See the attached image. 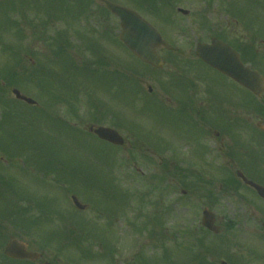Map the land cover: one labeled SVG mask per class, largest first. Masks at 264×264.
I'll use <instances>...</instances> for the list:
<instances>
[{
    "label": "rangeland",
    "instance_id": "374dc122",
    "mask_svg": "<svg viewBox=\"0 0 264 264\" xmlns=\"http://www.w3.org/2000/svg\"><path fill=\"white\" fill-rule=\"evenodd\" d=\"M13 1L0 0V73H2L1 71L8 70L11 73L16 71L18 74L24 75L27 72V82L29 84L22 82L23 84L21 83L16 87L27 95L32 96L39 103V106L37 111L25 106L17 107L13 103V88L7 87L5 97L13 105L14 111L20 117L15 120V124L10 123L5 125L4 129L0 128V138L3 143L16 144V138L19 136L27 145L26 148L30 144L36 150L33 151V156L35 154L36 160L44 155L43 159L50 157L56 161L57 165L60 164L61 160L66 164L64 178L67 176L68 200L65 197V193L60 195V187L49 183L51 182L50 180L47 183L42 182L37 177L35 179L34 196L36 198L33 196L35 209L38 210L40 208L37 207L40 204L37 201L38 199L44 204L41 203V206H45L44 214H39L37 216L38 219L36 220V216L34 219L40 236H49L55 233L49 226L50 221L55 218L51 211L60 208L66 209L67 218H70L74 214L72 210L74 206L71 201L72 195L77 196L80 202L88 205L90 209H94V201L97 202L99 207L117 209L124 207L123 205L128 194L130 199L125 202V206L126 204L128 206L132 204L130 205L132 206V210L129 213L130 220H135L132 212L135 210L141 213L143 223L151 225L155 221L153 227L154 229L156 228V231L158 229L160 231L158 224H156L157 217H159L169 230L168 240L172 241L175 240V229L178 222L179 227L184 228L185 232L191 226H200L203 200H199V196L190 193H187V196L183 197L180 188L175 193V186L182 187L179 183L175 182V156L187 149V145L179 143L177 140L175 115L159 118L151 112L144 114L142 111L143 90L140 89L137 96L135 84L132 83L131 85L129 80L126 82L120 81V84H124L125 82L124 86L127 89L129 88L130 92H126L125 89L113 91L100 83L91 82V80L87 81L79 75L71 74L67 79V83L72 88L80 89L78 95L79 101L78 98H75L73 102L63 105L57 102L53 103L51 108L54 113H59L62 121L67 123L65 128H62L63 125L59 121L45 120L38 116V114H41L42 109L45 108L50 94L57 95L63 93L64 96H67L68 100L70 97L75 96V91L73 92L70 86H65L63 91L62 87L64 84L60 87L57 82H54V80H58V75L62 74L64 67L58 55L54 57V49L58 47V43L56 42L58 39H55L57 38V34L60 32L65 34L67 33L66 31L73 32L76 28L77 19H114L112 21L115 27L114 38L111 40L107 39V37L101 39L103 36L95 34L93 40L96 46L106 48L107 53L110 52L109 59L111 60V64L108 67L109 72L118 73L119 67L117 68L115 65L126 63L128 67H124L122 64V70L125 68L133 70L132 76L135 75V72L136 74L140 73L137 77L138 81L146 85H152L155 87V90L157 89V93L161 87L164 88L168 84H174L172 76H165L164 79L159 80L167 72V67L158 71V73L151 74L147 71L148 69L135 61L132 56V61L127 58L129 56L128 53L122 44L115 39V37L118 38L121 31L118 20L109 17L104 6L98 1L89 2L91 4L87 6V14L90 15V18H86V14L83 16L84 12H86V7L82 5L81 0ZM109 1L134 10L157 30L162 31L165 35L170 34L171 28L168 21L169 19H175V15L170 9L173 4L172 2H175V0H153L152 3H145L147 0ZM202 1L198 0L196 2ZM262 5L251 6L255 7L257 13L264 18V7ZM243 6V12L245 11L246 17L255 15H252L253 12L248 10L249 4L245 2ZM196 8L200 9L198 6ZM247 11L251 14L247 15ZM219 12H221V7ZM92 24L95 25V23ZM62 28L66 29L62 30ZM95 30L99 32L101 28ZM50 37H54V39H50ZM67 38L71 43L79 44L75 36L72 39L71 35L68 36L67 34ZM80 42L85 48V41L82 40ZM26 50H32L41 62L36 60L37 62L33 67L26 64L24 68L18 67L21 63H19V60H23L24 58L27 60L28 58ZM87 55L90 59L96 58L90 52H87ZM76 58L78 60L77 65H80L78 55ZM42 62L43 65L41 66L39 63ZM45 65L46 70L50 71L49 74L43 71ZM42 73L48 76L49 79L42 75L38 76ZM128 75H130V71H128ZM1 79L2 77L0 76ZM212 79H218L214 73H212ZM120 84L114 87H120ZM144 90L148 94L147 89ZM165 91L167 94L165 100V105L168 106L167 111H172L175 108V102L172 100L175 88H167ZM91 97L94 98L91 99ZM139 98H142V100H139ZM96 105L101 110L99 114H97ZM2 106L3 104L0 103V121L4 119L5 108ZM154 106L159 107L155 104ZM154 109L156 108L153 107L152 110ZM102 114L105 115L103 118L104 125L115 128L125 137L127 141L126 147L110 148L86 133L95 124L96 120L94 119L102 117ZM75 122L78 123V127L75 126ZM20 126H25V128H20ZM22 154L32 157L30 151L29 153L26 151ZM125 162L129 167L125 166ZM138 176H142V178ZM195 199L199 201L200 208L197 210L184 208V205L188 201L191 203ZM177 202L181 203V207L175 209V203ZM2 207L3 202H0V208ZM135 207L137 208L134 209ZM90 213L92 211H88L85 214L90 216ZM92 225L99 228L107 227L96 220ZM60 231H57V233ZM180 231V234L183 235L182 229ZM121 234V232L115 231L116 237L117 235L121 236ZM61 235L62 237L67 236L68 233H61L59 236ZM150 238L147 236V239ZM134 239H136L135 236H133ZM166 244L167 247L171 244L168 249L171 255L175 256L174 243L166 242ZM146 253H151V249H147ZM178 253L186 257V251L180 250Z\"/></svg>",
    "mask_w": 264,
    "mask_h": 264
},
{
    "label": "flooded vegetation",
    "instance_id": "af4514ba",
    "mask_svg": "<svg viewBox=\"0 0 264 264\" xmlns=\"http://www.w3.org/2000/svg\"><path fill=\"white\" fill-rule=\"evenodd\" d=\"M193 1L180 0L179 5L190 7ZM220 1L231 9L220 19L175 15V49H159L168 71L175 74V133L178 142L187 145L175 156V180L187 183L192 195L205 198L204 207L220 227L218 233L207 231L208 253L191 264H264V196L257 188H264V92L258 97L216 71L220 79L212 80L213 69L197 56L198 44L211 45L217 39L235 50L245 66L264 76V19L262 25L260 19H247L245 25L239 14L244 0ZM249 54L261 58L252 60ZM158 96L164 100L161 91ZM244 123L250 129L245 130ZM248 131L250 138L245 136ZM33 173L30 161L0 153V198L12 205L0 209V264L160 263V256L151 261L141 256L127 259L119 242L100 244L102 255L84 256L81 245L54 235L36 238L29 208ZM60 186L64 188L63 181ZM65 211H51L53 230L66 222ZM111 220L110 225L116 226L117 216L111 214ZM13 242L18 243V255H29L8 256L6 249Z\"/></svg>",
    "mask_w": 264,
    "mask_h": 264
},
{
    "label": "water",
    "instance_id": "95a60500",
    "mask_svg": "<svg viewBox=\"0 0 264 264\" xmlns=\"http://www.w3.org/2000/svg\"><path fill=\"white\" fill-rule=\"evenodd\" d=\"M105 3L110 11L121 19L123 29L120 37L121 40L143 61L155 66L161 65V59L156 54L155 49L165 43L161 40L157 31L137 13L107 1H105ZM199 54L205 62L231 76L252 91L258 92L262 89V78L244 69L238 61L234 60V57H232L230 52L226 49L215 46L214 50H207V48L202 47ZM16 94L21 98L18 92H16ZM24 100L29 104H34L32 100ZM95 133L102 140L108 141L114 145L120 146L124 143L123 138L114 130L99 128ZM77 205L82 208L78 203Z\"/></svg>",
    "mask_w": 264,
    "mask_h": 264
}]
</instances>
